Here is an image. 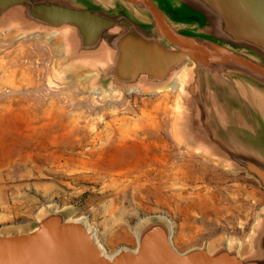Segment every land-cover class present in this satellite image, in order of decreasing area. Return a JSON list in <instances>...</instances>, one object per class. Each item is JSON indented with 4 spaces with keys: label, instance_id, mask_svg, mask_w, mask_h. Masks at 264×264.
Listing matches in <instances>:
<instances>
[{
    "label": "water",
    "instance_id": "obj_1",
    "mask_svg": "<svg viewBox=\"0 0 264 264\" xmlns=\"http://www.w3.org/2000/svg\"><path fill=\"white\" fill-rule=\"evenodd\" d=\"M5 32L55 36L61 65L99 93L171 88L186 68L183 142L264 191V0H0ZM134 234V247L108 252L86 217L45 204L29 224L0 227V264H264V207L245 246L180 250L163 214Z\"/></svg>",
    "mask_w": 264,
    "mask_h": 264
},
{
    "label": "rangeland",
    "instance_id": "obj_2",
    "mask_svg": "<svg viewBox=\"0 0 264 264\" xmlns=\"http://www.w3.org/2000/svg\"><path fill=\"white\" fill-rule=\"evenodd\" d=\"M60 52L55 36L0 34V227L53 204L86 217L108 252L134 247L152 214L170 219L180 250L245 246L264 191L185 145L183 84L99 93Z\"/></svg>",
    "mask_w": 264,
    "mask_h": 264
},
{
    "label": "bare ground",
    "instance_id": "obj_3",
    "mask_svg": "<svg viewBox=\"0 0 264 264\" xmlns=\"http://www.w3.org/2000/svg\"><path fill=\"white\" fill-rule=\"evenodd\" d=\"M188 73L189 71L186 70L185 68L178 74V76L176 77V81H178L179 85L184 84L186 78L188 77ZM114 88V87H112Z\"/></svg>",
    "mask_w": 264,
    "mask_h": 264
}]
</instances>
